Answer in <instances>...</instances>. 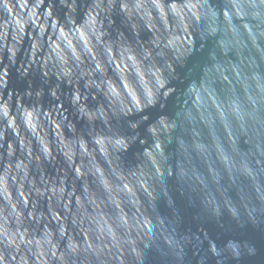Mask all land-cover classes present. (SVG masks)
Wrapping results in <instances>:
<instances>
[{"label":"water","instance_id":"95a60500","mask_svg":"<svg viewBox=\"0 0 264 264\" xmlns=\"http://www.w3.org/2000/svg\"><path fill=\"white\" fill-rule=\"evenodd\" d=\"M0 264H264V0H0Z\"/></svg>","mask_w":264,"mask_h":264}]
</instances>
